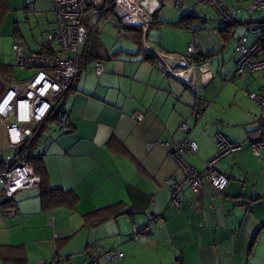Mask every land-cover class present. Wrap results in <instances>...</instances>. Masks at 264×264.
Here are the masks:
<instances>
[{"label":"crops","instance_id":"obj_1","mask_svg":"<svg viewBox=\"0 0 264 264\" xmlns=\"http://www.w3.org/2000/svg\"><path fill=\"white\" fill-rule=\"evenodd\" d=\"M162 1H142L153 20L146 29L131 26L142 29L141 44L136 31L129 25L126 29L114 12L99 13L103 3L88 14L82 55L90 60L67 99L72 129L48 130L49 136L41 137L34 150L42 155L49 185L71 190L78 200L74 206L44 209L38 187L11 197L0 191V245L22 247L19 264H45L66 256L81 264L96 245L124 253L114 259L103 256L101 264H264V149L258 156L251 148L253 140L264 136V108L249 97L262 86L263 77L251 72L225 80L236 69V38L250 18L241 16L232 33L220 31L218 15L211 23L199 14L207 18L204 28H187L179 24L185 12L161 16ZM5 2L0 32L12 11L22 9L40 33L31 34L36 46L31 47L18 19L13 43L18 40L35 52L45 43L58 47L43 35L45 29L56 28L52 0ZM112 17L118 36L130 44L107 45L99 36V21ZM91 30L98 34L94 45ZM190 44L201 48V56L185 64ZM149 54L154 60L147 59ZM96 62L103 65L100 75ZM4 64L13 66L8 77ZM14 66L0 51V79L9 80V87L34 73L18 80ZM198 101L201 109L195 115ZM8 122L0 116L3 158L14 152L6 135ZM183 122L190 126L188 134L180 128ZM217 132L242 145L215 164L229 178L226 188L219 191L205 182L195 193L186 185L177 206L171 185L181 183L185 174L162 142L194 140L197 151L183 156L202 169L218 151ZM104 208L86 219V214ZM146 224L150 231L135 239L134 227ZM0 264L16 263L0 258Z\"/></svg>","mask_w":264,"mask_h":264},{"label":"built area","instance_id":"obj_2","mask_svg":"<svg viewBox=\"0 0 264 264\" xmlns=\"http://www.w3.org/2000/svg\"><path fill=\"white\" fill-rule=\"evenodd\" d=\"M108 0H52L56 18V28L50 35L52 46L50 51H30L22 42H14L12 49L17 65L22 69L34 71L32 76L13 84L0 99V116L8 119L6 135L14 152L5 154L4 168L0 170V191L11 197L18 191L38 187L41 177L27 157L28 149L35 150L41 137H48V130L58 129L68 132L72 129L67 99L73 88L81 64L82 49L88 38L85 23L90 12L98 3ZM143 0H114V15L124 25L149 27L152 16L142 3ZM178 9H183L185 0H171ZM250 14L258 13V17L250 18L245 30L236 38L235 53L237 65L234 72L227 74L225 80L234 81L251 72H260L263 84L258 90L249 92V97L264 108V0H249L245 6ZM196 8L208 10L213 8L218 18L226 24H237L242 20L241 9L230 6L228 0H194L189 7L193 13ZM187 64L192 58L201 56V48L196 44L188 46ZM96 73L103 72L101 62H96ZM200 101L203 102L202 98ZM201 102L193 105L194 114L200 112ZM141 119V115H136ZM180 128L189 133L190 126L183 122ZM217 153L210 158L202 169L191 166L184 158L185 151H197L198 144L187 138L179 142H162L184 170V180L171 185V199L177 206L180 204L184 186H189L199 193L205 182L212 184L217 190L224 191L229 178L216 169V162L223 156L242 147L229 140L223 132H217ZM251 148L258 156L264 149V136L253 140ZM150 231V225L134 227L135 239ZM111 259L123 257L124 253L117 248L104 249L101 245L87 250V259L81 264H101L103 256ZM45 264H80L75 256L55 257Z\"/></svg>","mask_w":264,"mask_h":264},{"label":"trees","instance_id":"obj_3","mask_svg":"<svg viewBox=\"0 0 264 264\" xmlns=\"http://www.w3.org/2000/svg\"><path fill=\"white\" fill-rule=\"evenodd\" d=\"M7 4L5 2V0H0V21L2 20L3 14L5 12V8H6ZM109 6V7H107ZM99 13H101V15H107L109 12L113 13V9H114V0H108L103 2V4H101L99 6ZM207 18L196 14V13H185L179 24L181 26L187 27V28H192L193 26H196L198 29H203L204 25L206 24ZM221 24L219 26L220 31L223 33H232L233 31H231V28H234L236 26V24H226L223 23L220 20ZM86 25H87V19L85 21ZM195 24V25H194ZM131 27V26H130ZM128 25L126 26L127 28ZM130 29H134V36L136 38V41L141 44V40H140V32H142V29L137 27H131ZM231 31V32H229ZM93 33V30L90 31V35ZM227 33V34H228ZM50 44L49 43H45L43 46V49L40 52L46 53L48 51H50ZM148 60H154V56L152 54H149L147 57ZM90 59L88 58V56L81 55V64H80V71L81 68L83 66L84 63H87ZM4 68L7 69V77L9 75H11L12 71H13V66L8 65V64H4ZM79 76V75H78ZM8 79V78H6ZM9 80H3L0 79V99L2 98V96L5 94V92L7 91V88L9 87ZM27 157L29 159V161L33 164L36 172L39 174V176L41 177V181L40 184L38 186L39 189V196L42 200V205L44 209H48L51 208L52 206H58V205H71L74 206L76 201L78 200L77 196L71 191V190H66L64 188H54L51 187L48 183L47 180V173L46 170L43 166V158L42 155L40 153H34V150H32L31 148L28 149L27 152ZM5 164H4V158L0 156V170L2 168H4ZM111 208V207H110ZM109 207H107L106 209H110ZM105 210L104 209H98L95 210L93 212H90L88 214H86V219H90L93 218L95 216H98L99 214H101V212H103ZM22 250V247H13V246H5V245H0V258L4 259L5 261H9V262H14L16 264H19L22 260H24V257H22L19 253Z\"/></svg>","mask_w":264,"mask_h":264},{"label":"rangeland","instance_id":"obj_4","mask_svg":"<svg viewBox=\"0 0 264 264\" xmlns=\"http://www.w3.org/2000/svg\"><path fill=\"white\" fill-rule=\"evenodd\" d=\"M19 3H20V0H19ZM229 3L230 5H234V0H229ZM247 3L248 2L246 1V3L244 2V4L236 5L238 8L241 9V16L247 17V18L258 17L259 15L258 13L250 14L249 12H247L246 7H245ZM162 4H163V7H162V10L160 11L161 16L171 17L174 14H179L181 12H185V13L188 12L189 7L194 5V0H185L182 10L177 9L174 5V2L171 0H164L162 1ZM193 13L204 14L209 19V22L211 23H214L215 21L214 19H218L217 12L213 8H209L206 11L201 8H196ZM41 17H43V15L42 13H39L38 18L40 20H42ZM115 17L114 18L112 17L113 20H105V18H103L104 20L99 21L98 23V26H99L98 28L100 31L99 36H101L102 40L107 45L112 44L116 41L121 42L123 44H130L131 43L130 41H127L118 36V30L114 25ZM18 19L22 20L21 29L25 35V40H27L29 45L33 48H35L36 46L31 41L32 40L31 34L33 32H36L37 34H39L40 29L36 27V23H34L33 20H25V14L23 13L22 9L12 11V13L7 18L6 22H4L5 24L0 32V51L3 50L6 62H9L15 65L14 69H15L16 79L19 80V79H24L30 76L32 74V70L22 69L15 62L14 52L12 50V44H13L12 34L14 30V25H15L14 23ZM96 19H97V16H96ZM51 34L52 32L51 31L49 32L48 28L45 29V32L43 33L44 39H49ZM97 37H98V34L93 33L91 41H90L91 45H94L95 43L98 42Z\"/></svg>","mask_w":264,"mask_h":264}]
</instances>
